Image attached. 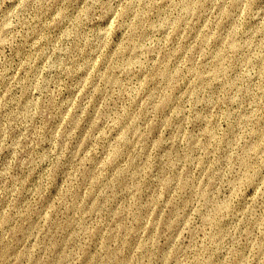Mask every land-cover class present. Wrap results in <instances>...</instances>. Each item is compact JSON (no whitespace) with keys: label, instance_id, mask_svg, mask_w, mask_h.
<instances>
[{"label":"rangeland","instance_id":"rangeland-1","mask_svg":"<svg viewBox=\"0 0 264 264\" xmlns=\"http://www.w3.org/2000/svg\"><path fill=\"white\" fill-rule=\"evenodd\" d=\"M0 264H264V0H0Z\"/></svg>","mask_w":264,"mask_h":264}]
</instances>
